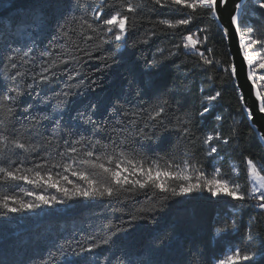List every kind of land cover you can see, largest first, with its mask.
<instances>
[{
  "label": "snow or ice",
  "instance_id": "snow-or-ice-1",
  "mask_svg": "<svg viewBox=\"0 0 264 264\" xmlns=\"http://www.w3.org/2000/svg\"><path fill=\"white\" fill-rule=\"evenodd\" d=\"M45 8L63 11L50 20ZM160 9L177 17L153 20ZM145 21L151 27L145 28ZM19 23L27 30L48 24L52 39L42 48L24 43L0 49L6 76L0 81V216L57 206L67 210L76 201H105L112 214L99 227L65 238L33 264H133L120 256L101 261L98 250L131 241L134 233L157 220L168 201L192 194L240 202L232 206L230 221L217 230L224 233L218 243L236 232L244 207L264 215V163L244 156L243 184L235 166L233 179L217 164L226 156L221 145H229L230 139L220 131L227 89L215 87L217 70H222L219 83L231 85L242 117L264 121V0H148V6L134 0H48L31 22ZM159 36L174 42L157 47L137 71L135 62L128 63L129 49L142 50ZM217 36L228 41L226 60L213 47ZM181 55L197 58L193 67L209 85L207 91L201 87L195 111H181L172 91L152 79L161 65ZM85 58L102 65L95 70L101 74L113 65H127L131 80L108 94L94 73L81 76ZM61 77L59 90L45 91L60 84ZM145 96L155 101L140 103ZM25 97L31 102L25 104ZM197 133L203 136L211 171L195 153L160 151L168 137L192 142L193 137L200 139ZM259 139L264 143V135ZM240 140L234 127L231 141L239 147ZM139 196L146 203L137 206ZM247 240V247L254 246L251 225ZM166 242L160 240L161 245ZM256 254L229 243L211 264H258ZM197 256L201 254L194 253L190 264H198ZM199 264H204L202 257Z\"/></svg>",
  "mask_w": 264,
  "mask_h": 264
},
{
  "label": "trees",
  "instance_id": "trees-1",
  "mask_svg": "<svg viewBox=\"0 0 264 264\" xmlns=\"http://www.w3.org/2000/svg\"><path fill=\"white\" fill-rule=\"evenodd\" d=\"M47 2L48 0H0V49L24 43L33 44L36 48L48 46L52 39L51 26L45 24L41 28L27 30L25 25L19 23L21 19L31 22ZM134 2L148 6V0H134ZM44 10L50 20L53 17H58L63 11V9L53 8ZM158 17L176 18L177 14L169 12L167 9H160L152 14L153 20ZM254 23L259 25V21H254ZM144 27H151V25L145 21ZM157 27L160 26L157 25ZM189 27L192 28L194 25ZM175 39L178 40L179 37L177 36ZM172 42L174 40L168 36H159L154 37L147 45L141 46L142 50L130 48L131 56L128 63L135 62L137 71H139L143 69L145 58L150 60L157 47ZM213 47L218 58L227 59L223 55L228 52L226 40L217 36ZM124 51L125 49L121 46L120 52ZM181 51L183 50L181 49ZM196 59L193 56L185 57L183 55L175 57L167 61L165 65H161V70L152 77L158 87L172 91V95L180 101L181 111L198 109L201 87L206 91L209 88L199 70L193 67ZM64 67H71V65ZM97 68H102V65L87 62L85 58L83 67L80 68L81 76L85 72H89L90 75L94 73L95 77H99L107 85L108 94H111L116 88L126 86L131 80L127 65H113L111 70L103 74L97 73L95 71ZM222 75V70H217L215 87L222 91L227 89V91H223V100L221 101L220 111L224 120L220 131L222 135L228 136L230 139L229 145H221L226 149L225 159L221 161L222 170L230 175V165L233 162L236 163L240 171V182L245 183L246 164L243 162V157L248 156L254 158L258 163H264V147L252 129L249 120L244 119L238 112V98L231 90V85L219 83ZM79 78L77 77V79ZM5 80V71L0 63V81ZM62 81L63 77H61L60 84L54 85L53 88L46 87L45 91L51 94L53 89L59 90L63 86ZM85 83H88L87 79ZM31 99L25 97L24 103L31 102ZM154 101L155 97L150 101L149 96H145L140 103L147 104ZM175 107L173 105V108ZM197 119L200 118L197 117ZM210 124H215L214 118ZM234 127L241 134L239 147L231 141ZM207 130L211 131V127H208ZM197 135L200 136V139L193 137L192 142H177L175 136L168 137L167 142L161 145L160 151L171 149L177 155H182L185 151L195 153L197 158L204 161L205 168L211 171L208 165L211 158L205 157L202 151L203 136L200 133ZM164 136L167 137L168 134L165 133ZM214 142V144L218 143ZM172 145L175 147L172 148ZM208 196V193L204 194V197ZM204 197L192 194L168 201V206L158 214L157 220L134 233L131 241H119L111 250L107 247L98 250L100 260L103 261L105 257L115 259L120 256L130 259L133 264H190L193 254L199 252L201 256L196 257L198 264L201 257L204 264H211L213 257L221 254V249L226 251L227 245L230 243L249 252L257 253L254 256V261L264 264V254L261 253V245H264V215L259 214L258 209L244 207L237 218L236 232L234 234L229 232L228 240L218 243L224 233L217 230L224 227L226 220L230 221L234 211L232 206H238L240 202L226 196L211 197L210 199ZM136 200L137 206L146 203L143 196L137 197ZM69 203L72 204V207L67 210L62 206H57L56 208L38 209L36 212L9 214L7 217L0 216V264H33L39 258L45 257L49 249H54L65 238L78 235L82 231L88 230L90 226L99 227L112 215L111 206L107 205L105 201ZM115 219L118 222V215ZM250 225L254 236V246L247 247L251 243L247 240ZM162 238L167 240L163 245L160 244Z\"/></svg>",
  "mask_w": 264,
  "mask_h": 264
},
{
  "label": "water",
  "instance_id": "water-1",
  "mask_svg": "<svg viewBox=\"0 0 264 264\" xmlns=\"http://www.w3.org/2000/svg\"><path fill=\"white\" fill-rule=\"evenodd\" d=\"M227 45H228V41L226 40ZM250 125L252 127V129L254 130V132L256 133L258 139L260 135H264V121H260L258 119V117H254L253 120L249 121ZM253 125H255V127H253ZM260 141V139H259ZM264 147V143H261Z\"/></svg>",
  "mask_w": 264,
  "mask_h": 264
},
{
  "label": "rangeland",
  "instance_id": "rangeland-1",
  "mask_svg": "<svg viewBox=\"0 0 264 264\" xmlns=\"http://www.w3.org/2000/svg\"><path fill=\"white\" fill-rule=\"evenodd\" d=\"M212 143L214 144L215 142L213 141ZM221 161H222V160H221ZM221 161H218L217 164H218V166L221 167V170H222ZM230 166H231V169L235 166V167L237 168V170L239 171V168H238V166H237L236 163L233 162V163H231ZM222 172H223V170H222ZM239 173H240V171H239ZM230 176H232L233 179H236V178H237L235 175L232 174V172H231ZM239 177H240V176H239ZM239 180H240V179H239ZM242 184H243V183H242Z\"/></svg>",
  "mask_w": 264,
  "mask_h": 264
}]
</instances>
